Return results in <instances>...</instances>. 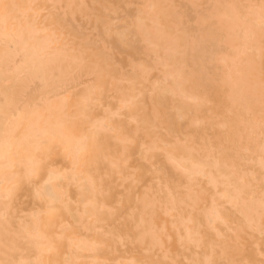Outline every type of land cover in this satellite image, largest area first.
<instances>
[{
	"label": "bare ground",
	"instance_id": "obj_1",
	"mask_svg": "<svg viewBox=\"0 0 264 264\" xmlns=\"http://www.w3.org/2000/svg\"><path fill=\"white\" fill-rule=\"evenodd\" d=\"M0 264H264V0H0Z\"/></svg>",
	"mask_w": 264,
	"mask_h": 264
}]
</instances>
